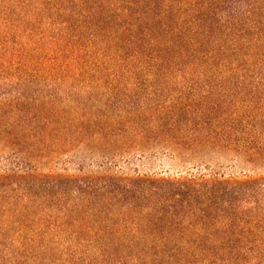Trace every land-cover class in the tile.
<instances>
[{
	"label": "trees",
	"instance_id": "obj_1",
	"mask_svg": "<svg viewBox=\"0 0 264 264\" xmlns=\"http://www.w3.org/2000/svg\"><path fill=\"white\" fill-rule=\"evenodd\" d=\"M0 142V264H264V0H0ZM154 143L249 169L112 172Z\"/></svg>",
	"mask_w": 264,
	"mask_h": 264
},
{
	"label": "rangeland",
	"instance_id": "obj_2",
	"mask_svg": "<svg viewBox=\"0 0 264 264\" xmlns=\"http://www.w3.org/2000/svg\"><path fill=\"white\" fill-rule=\"evenodd\" d=\"M84 149L82 146L78 150H71L70 152H62L58 156L48 158L43 162V171H53L54 173L69 174L73 176H83L91 172H97V161H89L87 169L80 170V161ZM141 146L133 144L131 148L126 150L123 155L130 158L127 162L124 158L117 166L115 165L112 172L119 171L127 175L135 176L136 174L148 175L150 177H179L187 173H206L217 172L229 176H242L244 171L249 167L244 159L236 158L231 153L220 150H211L210 152H202L194 155L191 158H178L173 156L169 150L165 149L158 143L147 146L143 153L140 151ZM168 151V152H167ZM11 150L5 148L0 142V173L8 170L9 162L11 160L9 153ZM130 156V157H129ZM45 163V164H44ZM253 176L264 175V168L256 172L250 173ZM4 200L0 199V205ZM4 255V254H3ZM3 255L1 257H3Z\"/></svg>",
	"mask_w": 264,
	"mask_h": 264
}]
</instances>
